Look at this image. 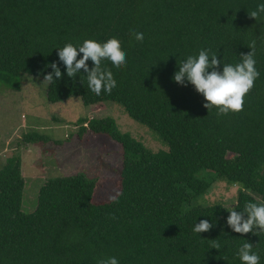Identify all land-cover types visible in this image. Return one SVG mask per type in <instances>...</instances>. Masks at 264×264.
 Returning <instances> with one entry per match:
<instances>
[{
    "label": "trees",
    "instance_id": "obj_1",
    "mask_svg": "<svg viewBox=\"0 0 264 264\" xmlns=\"http://www.w3.org/2000/svg\"><path fill=\"white\" fill-rule=\"evenodd\" d=\"M261 2L0 0V80L19 89L20 76L44 79L56 62L62 78L47 83L49 103L71 97L84 105L116 103L166 146L152 151L119 130L111 117L79 118L76 135H91L87 147L108 139L119 149L117 193L94 203L96 179L60 176L40 186L32 213L21 210L20 156L6 158L0 168V264H97L112 256L119 264H243L238 252L246 242L264 264V232H234L222 203L183 210L217 180L238 186L233 210L242 211L246 202L264 204V14L259 21L249 17ZM132 30L143 33L142 42ZM111 38L121 42L127 66L117 69L102 61L117 87L98 96L83 69L75 79L68 77L58 51L67 43ZM252 41L260 77L239 113L217 115L215 106L209 112L194 85L173 79L179 60L202 49L218 55L222 72L224 63L242 62L240 54L252 51ZM23 140L61 144L37 132ZM201 220L214 227L194 232ZM215 239L221 249L211 248Z\"/></svg>",
    "mask_w": 264,
    "mask_h": 264
},
{
    "label": "rangeland",
    "instance_id": "obj_2",
    "mask_svg": "<svg viewBox=\"0 0 264 264\" xmlns=\"http://www.w3.org/2000/svg\"><path fill=\"white\" fill-rule=\"evenodd\" d=\"M18 82L20 87L15 89L0 80V168L6 158L20 156L25 181L21 203L24 213L34 211L40 186L60 176L81 174L87 179H96L94 203L106 202L117 193L121 167L119 149L108 139L97 141L95 147H87L91 135L87 133L82 138L76 135L79 118L111 117L119 130L131 134L152 151L166 149L154 131L131 119L116 103L84 105L78 97L49 103L44 79L22 75ZM30 132L47 135L61 144L25 142L23 135ZM237 188V185L217 180L207 193L186 204L183 210L214 202L233 210Z\"/></svg>",
    "mask_w": 264,
    "mask_h": 264
},
{
    "label": "clouds",
    "instance_id": "obj_3",
    "mask_svg": "<svg viewBox=\"0 0 264 264\" xmlns=\"http://www.w3.org/2000/svg\"><path fill=\"white\" fill-rule=\"evenodd\" d=\"M262 14H264V2L259 3L255 10L249 12V17L259 21ZM132 35L137 41L142 42L144 39L143 33L135 30H132ZM248 46L252 51L248 54H240L242 62L236 65L224 63L222 72L219 71L221 61L218 55L210 54V50L202 49L198 56H188L185 60H179V70L175 72L173 79L182 86H187L186 80L194 85L196 91L207 101L204 107L209 109V112L215 106L218 109L217 115H227L229 112L239 113L244 109L245 96L260 77V72L256 68L257 61L254 58L255 41ZM80 53H83V57L77 59ZM58 56L66 66L68 77L75 79L83 69L87 73L88 88L98 96L102 92L110 95L117 87L112 71L102 67V61H110L117 69L127 66V53L122 50L121 42L116 38L108 39L106 42L87 39L79 46L67 43L59 48ZM89 60L94 62L93 68H89L87 63ZM48 67L53 71L44 76L45 83H52L62 78L58 63L53 62ZM81 81L84 82V76H81ZM226 209L230 212L227 225L234 232L239 234L253 232L254 235L264 232V204L246 202L242 211ZM245 214H247L246 219ZM213 227L214 225L208 220H201L196 223L193 231L200 234ZM210 242L211 248L221 249L218 239L210 240ZM238 255L243 264H260L259 254L253 251V244L250 242L242 245ZM224 259L227 260L226 257ZM97 264H119V260L112 256L99 259Z\"/></svg>",
    "mask_w": 264,
    "mask_h": 264
}]
</instances>
